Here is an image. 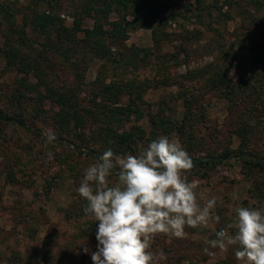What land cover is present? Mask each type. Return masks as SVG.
Returning a JSON list of instances; mask_svg holds the SVG:
<instances>
[{
	"label": "rangeland",
	"instance_id": "obj_1",
	"mask_svg": "<svg viewBox=\"0 0 264 264\" xmlns=\"http://www.w3.org/2000/svg\"><path fill=\"white\" fill-rule=\"evenodd\" d=\"M77 27L57 49L56 29ZM263 48L264 0H0V113L25 125L0 121V264H92L83 170L161 135L214 163L188 179L221 217L186 239L158 236L161 264H240L234 247L203 249L236 206L264 209ZM47 129L57 139L45 147ZM116 135L132 137L122 147Z\"/></svg>",
	"mask_w": 264,
	"mask_h": 264
},
{
	"label": "clouds",
	"instance_id": "obj_2",
	"mask_svg": "<svg viewBox=\"0 0 264 264\" xmlns=\"http://www.w3.org/2000/svg\"><path fill=\"white\" fill-rule=\"evenodd\" d=\"M43 135L45 147L57 139L50 129ZM47 158H53L51 152ZM194 168L183 145L167 135L140 146L136 154L117 155L109 148L87 166L75 191L85 215L98 222L96 251L81 244L92 264H161L167 257L153 250L158 236L186 239V229L218 225L217 198L201 203L200 182L188 179ZM205 244L206 255L234 247L240 264H264V209L236 206L231 222Z\"/></svg>",
	"mask_w": 264,
	"mask_h": 264
},
{
	"label": "trees",
	"instance_id": "obj_3",
	"mask_svg": "<svg viewBox=\"0 0 264 264\" xmlns=\"http://www.w3.org/2000/svg\"><path fill=\"white\" fill-rule=\"evenodd\" d=\"M123 1L124 0H120V3H122ZM42 16H44V15H42ZM40 17L41 16H39V17L34 19L35 20L34 21V25L40 26L41 28H43V31H44L45 29H47V25H49V26L52 25V23H51L52 18L50 16H44L42 19H40ZM10 23H12V22H10ZM77 29H78V27L75 28V29L73 28V30L70 31V30H67L65 28H57L56 31H55V35H56V38H57L56 39V43H57L56 47H57V49L63 48V45H62L63 41L62 40L64 38V35H67V36L72 35V38H73L76 35L75 33H78V31H80V30H77ZM100 31H95V30L86 31L85 32V36H86L85 41H90L91 44L94 45V47H95V44H94L95 41L100 42V39H101V36H102ZM70 33H72V34H70ZM19 38L21 40H23L22 35L19 36ZM59 52L63 53V51H59ZM261 54L264 55V48H263V50H261ZM224 81H225V79L219 80V83H220L221 86L222 85H226L227 81H225V82ZM117 89L121 90L120 87H117ZM73 113L76 114L75 112H72L71 116H73L72 115ZM71 116H70V119H71ZM72 120L75 121L74 123H76L78 121V119L77 120L72 119ZM0 121L5 122V123H10V124H17V125L23 126V127L25 126L21 118L20 119L18 117L14 118L12 116H8V115L2 114V113H0ZM116 137L118 138V142L117 143H119V145L123 147L125 145V142H128V141L131 140L132 135H127V136H125V135H116ZM192 159H193L195 165L202 166V165H209V164L213 165L214 164L211 160H209V161L207 160L204 163V161H202L200 159H198V160L195 159V158H192ZM214 162H215V160H214ZM245 163H246V160H245ZM254 166H256L259 169H264V162L256 161L254 163Z\"/></svg>",
	"mask_w": 264,
	"mask_h": 264
}]
</instances>
